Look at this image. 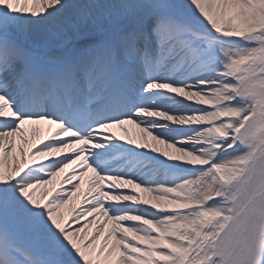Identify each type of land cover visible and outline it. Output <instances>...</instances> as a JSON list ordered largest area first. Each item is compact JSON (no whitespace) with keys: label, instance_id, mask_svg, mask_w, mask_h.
<instances>
[{"label":"snow or ice","instance_id":"snow-or-ice-1","mask_svg":"<svg viewBox=\"0 0 264 264\" xmlns=\"http://www.w3.org/2000/svg\"><path fill=\"white\" fill-rule=\"evenodd\" d=\"M0 264H264V0H0Z\"/></svg>","mask_w":264,"mask_h":264},{"label":"bare ground","instance_id":"bare-ground-1","mask_svg":"<svg viewBox=\"0 0 264 264\" xmlns=\"http://www.w3.org/2000/svg\"><path fill=\"white\" fill-rule=\"evenodd\" d=\"M126 127H128L130 130H132V131H134L133 129H132V126H126ZM118 130V129H117ZM115 131V130H114ZM116 133H117V135H123V133L121 132V131H116ZM34 143V142H33ZM65 174H68V169H65V171H64V173H61V177L63 176V175H65ZM91 172L89 171L88 173H87V175L85 176V179H84V181H83V183H82V187H81V190H80V194L76 197V198H74L72 201H70V204L68 205V206H66L65 207V212H67V208L69 207V206H71V205H77V208H76V211H79V204H80V199H82V191H85L86 190V188H87V181H88V179L91 177ZM57 180H59L60 179V177H57L56 178ZM89 219H92L91 217H89Z\"/></svg>","mask_w":264,"mask_h":264}]
</instances>
